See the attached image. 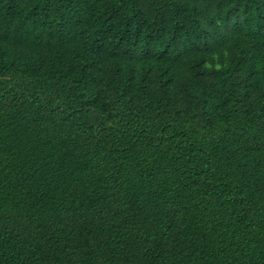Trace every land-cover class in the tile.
<instances>
[{"label":"trees","instance_id":"trees-1","mask_svg":"<svg viewBox=\"0 0 264 264\" xmlns=\"http://www.w3.org/2000/svg\"><path fill=\"white\" fill-rule=\"evenodd\" d=\"M0 264H264V0H0Z\"/></svg>","mask_w":264,"mask_h":264}]
</instances>
